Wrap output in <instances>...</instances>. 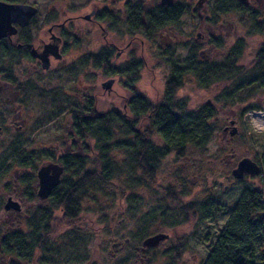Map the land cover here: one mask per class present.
<instances>
[{
	"label": "trees",
	"instance_id": "1",
	"mask_svg": "<svg viewBox=\"0 0 264 264\" xmlns=\"http://www.w3.org/2000/svg\"><path fill=\"white\" fill-rule=\"evenodd\" d=\"M0 1L21 4L26 0ZM146 1L127 0L124 4L126 34L131 38L141 34L151 41L167 27L176 29L188 12V8L180 3L147 10ZM214 1L212 18L216 21L227 18L242 26L248 36H264V9L251 7L241 0ZM105 18L108 19L104 14L100 20ZM35 23L36 19L32 25ZM245 48L246 41L240 38L223 60L211 63L201 60L198 49H193L183 61L172 58L171 54L168 59L170 73L161 96L155 101L137 89L141 73L147 68L141 53L131 51L128 62L123 66H113L116 49L112 44L83 57L78 62L82 69L90 67L108 77L123 78L122 87L129 94L126 108L101 112L96 102L86 101L83 108L75 104L68 112V133L63 142V153L61 151L59 157L51 156L63 167L64 174L60 185L48 200L41 201L43 203L38 202L31 188L37 176V163L46 152L26 157L19 154L20 148L16 147L8 156L7 162L12 160V164L30 170V175H26L21 184L34 207L26 211L25 225L0 231V264H55L52 253L58 252L62 240L68 237L71 239V246H68L70 256L64 263L83 262L87 256L74 251L88 247L87 244L82 245L84 227L92 221L91 215L101 214L97 207L87 205L88 200L98 203V195L107 190L108 195L112 190L113 196L108 198H112L114 207L123 201L130 207L131 201L137 198L136 191L140 189L153 194L155 205L161 207L157 218L163 223L168 217L177 216L173 224L166 226L175 242L162 256L167 258V264H185L182 258L187 243L179 230L193 226L195 231L199 223L211 219L214 214H226L227 210L213 197L204 201L192 198L188 183L197 172L187 162L205 152L216 129L215 110L211 103L199 108L191 107L189 99L179 97L178 93L190 78L201 89L217 87L220 90L215 98L218 103L243 105L254 96L253 93L264 90V42L247 66L241 65ZM9 54L24 55L25 59L31 60L29 51L14 50L0 43V56L3 58ZM10 65L17 67L20 62L13 60ZM4 68L0 66V75L10 81L20 94L38 90L32 84L19 82L11 68ZM73 68L76 69L77 65L74 64ZM261 109L260 106H251L241 111L239 119L242 121L248 112ZM12 113L10 105L0 108L2 127ZM120 154H123V159H120ZM256 161L261 167L259 178L262 187L257 190L245 188L204 264H264V152ZM164 163L168 167V184L162 183L161 179ZM12 164L2 166L0 173L9 172ZM119 212L118 208L112 213V223H117L115 218ZM101 215L99 218H103L104 214ZM146 236L147 233L142 238L143 242L149 238ZM156 252V249H148L145 254L153 253L156 258ZM130 263L131 256L128 255L111 264Z\"/></svg>",
	"mask_w": 264,
	"mask_h": 264
},
{
	"label": "rangeland",
	"instance_id": "2",
	"mask_svg": "<svg viewBox=\"0 0 264 264\" xmlns=\"http://www.w3.org/2000/svg\"><path fill=\"white\" fill-rule=\"evenodd\" d=\"M126 1H25L39 10L36 23L29 28L27 35H30L36 48L40 41L49 44L52 36L61 38L59 54L62 58L50 56L48 70H44L38 60L23 62L18 59L20 65L10 67L17 75V80L38 87V90H29L25 95L16 94L12 87L3 85L6 81L0 76V87H4V92L0 94L4 99L0 101V108L2 103L7 101L13 110L6 118L5 126L0 125V168L12 164V160L7 162V158L16 147L20 148L19 154L26 157H35L46 152V156L38 161L37 170L49 164H58L51 156L59 157L64 148L63 142L68 133V112L75 104L83 108L86 101H93L101 112L126 108L129 94L122 87L123 78L108 77L93 68L82 69L78 66L83 57L89 53H98L105 45L112 44L116 49L113 66H123L128 62L131 51L142 54L147 68L141 73L137 89L151 101H155L161 96L170 73L168 59L171 54L172 58L183 61L193 49H198L202 61L217 62L225 58L236 40L244 38L246 48L241 65L247 66L264 42L263 35L248 36L245 29L235 21L227 18L216 21L212 18L214 0H173V5L180 3L188 8L176 29L167 27L151 41L141 34L131 38L126 34L124 24ZM161 1L147 0L145 7L147 10L155 9L161 6ZM244 2L251 7L264 9V0ZM105 9L108 19L97 22L95 18L99 14L102 15ZM87 16H91L92 21L85 20ZM54 26L55 29L52 30ZM172 49L175 52H171ZM3 60L0 56V66H4L5 70L10 69L7 60ZM74 64L77 65L76 69L73 68ZM110 80L113 81L112 86L104 90L102 85ZM219 91L217 87L210 90L201 89L188 78L178 93L179 97L189 99L191 107L199 108L203 104L211 103L215 110L216 129L205 152L197 159L187 162L195 167L193 169L197 172L196 177H191L193 179L190 178L188 183L192 198L204 201L213 197L227 210L226 214H214L211 219L199 223L195 231L193 226L179 230V234L187 243L182 258L185 264H204L214 241L228 220L230 211L240 201L245 188L257 190L262 187L259 176H246L238 182L232 172L245 158L257 163L256 160H259L264 152V127L259 125L257 117L253 115L254 112L264 113V90H258L253 93L254 96L247 97L248 100L243 105L237 106L218 103L215 98ZM15 100L16 105H19L18 109L14 107ZM20 101H23V104ZM251 106H260L262 109L248 112L241 121V111ZM235 129L237 133L232 135ZM123 157V154H120V159ZM167 168L164 163L161 177L164 184L170 183ZM26 175H30V170L15 164L11 165L9 172L0 173V231L25 225L26 211L34 207L21 184ZM31 191L37 195V176ZM110 192L107 195V190L106 194L98 195V203L90 200L87 202L91 208L100 209L104 216L99 218L101 214L97 213L91 215L92 221L84 227L82 245L87 244L88 247L74 252H80L87 257L78 264H111L128 255L131 256L130 264H167V258L162 255L173 247L175 240L166 226L173 224L177 216L168 217L164 223L159 220L157 216L161 207L155 205L153 194L147 190L136 191L137 198L130 203L132 208L125 201L121 205L117 202L118 206L114 207L112 198H108L113 196ZM9 198L21 205L20 213L4 209ZM118 208L120 212L115 218L117 223H112V213ZM146 233V237L159 233L169 236L154 248L157 250L156 258L153 253L145 254L148 249H143L142 238ZM70 240L68 237L63 239V242L60 241V250L52 253L55 264H65L64 261L69 258Z\"/></svg>",
	"mask_w": 264,
	"mask_h": 264
},
{
	"label": "water",
	"instance_id": "3",
	"mask_svg": "<svg viewBox=\"0 0 264 264\" xmlns=\"http://www.w3.org/2000/svg\"><path fill=\"white\" fill-rule=\"evenodd\" d=\"M242 2L246 0H241ZM162 6L171 7L173 5V0H162ZM38 10L30 5L23 4H8L0 1V41L6 37L14 36L17 33V28L15 25H18L21 28H26L30 25L31 20L37 15ZM91 16H87L86 19L89 20ZM52 44L56 46L54 49L56 53L53 55L55 58L60 59L59 54V39L52 36ZM43 69L48 70L50 67V59L47 55L42 57ZM113 84V81L110 80L107 83L103 84L102 87L104 90H108ZM234 125V122L231 123ZM1 132V129H0ZM237 130L235 129L232 135H235ZM261 173V167L252 161L249 158L241 160L235 170H233L232 175L235 180L241 181L246 176L256 177ZM64 174V169L58 164H49L43 166L37 171V180H38V191L37 197L41 201H46L51 196L54 189H56L62 180ZM4 209L6 211H13L20 213L21 205L14 201L12 198H9L6 202ZM169 238L168 235L159 233L152 237L147 238L143 242V249H154L158 247L162 242L166 241Z\"/></svg>",
	"mask_w": 264,
	"mask_h": 264
},
{
	"label": "flooded vegetation",
	"instance_id": "4",
	"mask_svg": "<svg viewBox=\"0 0 264 264\" xmlns=\"http://www.w3.org/2000/svg\"><path fill=\"white\" fill-rule=\"evenodd\" d=\"M21 4H23V5H28V4H26V2H24V3H21ZM30 6H32V5H30ZM33 7H35L37 10H38V8L36 7V6H33ZM105 12H106V9L103 11V13H102V15H98L96 18H95V20L97 21V22H100V21H102V20H100L101 19V16H103L104 14H105ZM38 14H39V10H38V13H37V15L31 20V23H30V25L28 26V27H26V28H21V27H19L18 25H15V27L17 28V33H16V35H14V36H10V37H6V38H4V39H2L1 41H0V43H2L3 45H5V46H9V47H11V49H14L15 50V48H17V49H20V50H22L23 52H30V56H31V60H29V59H25V56L24 55H11V54H9V55H5V56H3V59L4 60H7V62H8V67L10 68L11 67V61H13V60H18V59H20L21 61H35V60H38L40 63H41V66H42V68H43V62H42V57L44 56V55H47L48 57H49V59H50V56H53L55 53H56V50L54 49V47L56 46L55 44H52V39H50V43L49 44H44L42 41H40L39 43H38V48H36L35 47V44H34V42H33V40H32V38H30V35H27V32L29 31V30H25V29H29V28H31L33 25V20L34 19H36L37 18V16H38ZM94 15V12H93V14H92V16ZM37 20V19H36ZM85 20H87L86 19V17H85ZM91 19H89V20H87V21H90ZM94 20V19H93ZM92 21V20H91ZM104 21V20H103ZM35 25V24H34ZM53 29H55V26L52 28V30ZM21 30H23V31H21ZM25 30V31H24ZM52 30H50V34H51V32H52ZM52 38V37H51ZM59 47H60V44H61V38H59ZM59 50V49H58ZM60 58H62V55L60 54ZM54 57V56H53ZM1 76V75H0ZM6 82H4L3 83V85H6V86H9V87H12V90H13V92L14 93H16V94H18L19 93V91L16 89V87L15 86H13L12 85V83L10 82V81H8V80H5ZM4 90V87L2 86V87H0V94H2V92H4L3 91ZM12 92V93H13ZM4 94V93H3ZM1 96V95H0ZM2 100H4V99H2V97H0V101H2ZM13 104H15V108H17L18 109V106L19 105H16V100L15 101H13ZM1 105V104H0ZM2 105L3 106H8L9 105V102H5L4 101V103H2ZM17 106V107H16ZM225 132H227V131H225Z\"/></svg>",
	"mask_w": 264,
	"mask_h": 264
},
{
	"label": "built area",
	"instance_id": "5",
	"mask_svg": "<svg viewBox=\"0 0 264 264\" xmlns=\"http://www.w3.org/2000/svg\"><path fill=\"white\" fill-rule=\"evenodd\" d=\"M253 115L255 117H257V122L259 123V125H261L262 127H264V113L263 112H254ZM259 120V121H258Z\"/></svg>",
	"mask_w": 264,
	"mask_h": 264
},
{
	"label": "bare ground",
	"instance_id": "6",
	"mask_svg": "<svg viewBox=\"0 0 264 264\" xmlns=\"http://www.w3.org/2000/svg\"><path fill=\"white\" fill-rule=\"evenodd\" d=\"M259 121V120H258Z\"/></svg>",
	"mask_w": 264,
	"mask_h": 264
}]
</instances>
